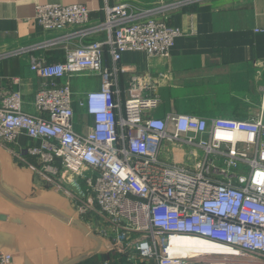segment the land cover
Returning a JSON list of instances; mask_svg holds the SVG:
<instances>
[{
  "label": "built area",
  "instance_id": "2783aa9c",
  "mask_svg": "<svg viewBox=\"0 0 264 264\" xmlns=\"http://www.w3.org/2000/svg\"><path fill=\"white\" fill-rule=\"evenodd\" d=\"M104 10L106 19L90 24L91 9L83 3L36 7L39 24L59 35L18 52L29 53L31 69L52 81L37 92L34 114L24 111L20 91H0V144L63 190L89 232L106 242L104 251L123 254L124 264H264L263 114L250 120L185 113L145 118L157 100L140 93L134 75L123 101L118 63L126 51L169 57L184 32L126 3ZM102 31L107 40L71 43ZM59 46L65 59L50 62L47 53ZM84 74L103 79L80 102L93 117L88 133L75 129L68 80ZM22 134L40 143L19 146ZM165 142L186 147L194 161L164 158ZM177 237L214 247L182 252ZM0 264H16L14 255L0 250Z\"/></svg>",
  "mask_w": 264,
  "mask_h": 264
},
{
  "label": "crops",
  "instance_id": "0c3cea01",
  "mask_svg": "<svg viewBox=\"0 0 264 264\" xmlns=\"http://www.w3.org/2000/svg\"><path fill=\"white\" fill-rule=\"evenodd\" d=\"M43 3L86 4L91 9L90 24L106 19L105 6L126 3L135 12L183 30L169 57L126 51L118 63L123 101L131 95L134 75L140 78V93L157 100L143 113L145 118L184 113L207 119L264 116V32L256 30L264 28V0H0V91H20L24 111L36 112L37 92L52 81L31 69L29 53L18 52L59 35L37 21L36 7ZM107 38L102 31L73 38L71 43ZM47 55L50 62L64 60L66 48L56 47ZM105 61L112 65L108 50ZM68 80L74 92L75 129L88 133L93 117L80 102L88 92L101 88L102 76L84 74ZM39 143L25 134L18 139L19 146ZM188 153L177 143L165 142L161 149L164 158L191 164L194 159ZM26 160L37 164L32 157ZM105 247L103 239L89 232L63 190L36 169L22 165L0 144V250L12 253L16 264L127 262L123 254L107 253Z\"/></svg>",
  "mask_w": 264,
  "mask_h": 264
},
{
  "label": "bare ground",
  "instance_id": "6f19581e",
  "mask_svg": "<svg viewBox=\"0 0 264 264\" xmlns=\"http://www.w3.org/2000/svg\"><path fill=\"white\" fill-rule=\"evenodd\" d=\"M175 245L180 248L179 251H197V250H202L203 249H210L211 247H214L213 244L198 239V238H192V237H177L175 239Z\"/></svg>",
  "mask_w": 264,
  "mask_h": 264
}]
</instances>
